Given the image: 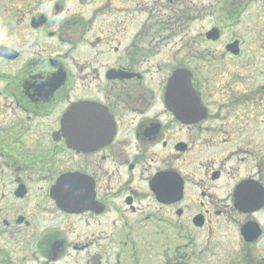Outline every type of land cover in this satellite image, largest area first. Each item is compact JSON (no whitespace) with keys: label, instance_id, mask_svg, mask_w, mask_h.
<instances>
[{"label":"flooded vegetation","instance_id":"flooded-vegetation-1","mask_svg":"<svg viewBox=\"0 0 264 264\" xmlns=\"http://www.w3.org/2000/svg\"><path fill=\"white\" fill-rule=\"evenodd\" d=\"M0 264H264V0H0Z\"/></svg>","mask_w":264,"mask_h":264}]
</instances>
